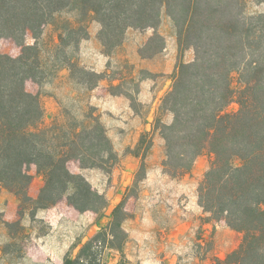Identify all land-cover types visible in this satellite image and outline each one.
I'll list each match as a JSON object with an SVG mask.
<instances>
[{
  "label": "trees",
  "instance_id": "trees-1",
  "mask_svg": "<svg viewBox=\"0 0 264 264\" xmlns=\"http://www.w3.org/2000/svg\"><path fill=\"white\" fill-rule=\"evenodd\" d=\"M258 2L264 4V0ZM163 9L177 30L179 49L189 47L195 52L192 62L178 66L159 108L172 114V122L163 123L158 112L153 124L152 132L160 130L165 141L163 172L172 179L181 178L192 171L200 156L210 154L213 161L198 188L199 204L213 220L242 236L239 246L220 261L264 264V12L247 14L245 0H0V39L10 37L22 43L32 33L37 41L23 45L19 58L0 51V192L13 193L21 209H48L64 200L81 213H99L107 207L106 197L68 167L77 162L82 170H111L118 163L97 108L88 102L80 115L65 109L61 119L43 127V103L39 95L27 91L26 82L48 80L67 68L69 77L90 92L104 78L75 56L41 58L39 38L57 14L77 15L54 25L60 42L80 31L85 32L81 39H86L87 24L96 21L101 25L104 53L111 55L129 29L156 31ZM156 41L162 46L152 56L164 49L159 33L149 43ZM234 72L241 83L238 91L231 87ZM233 100L238 111L225 112ZM150 135L145 132L142 139ZM143 144L141 140L139 151ZM152 147L150 138L142 160ZM236 159L240 166L234 165ZM32 165L44 178L36 198L29 192L34 181L28 171ZM124 209L122 202L110 226L64 264H104L93 250L98 244L112 243L114 229H122L128 219Z\"/></svg>",
  "mask_w": 264,
  "mask_h": 264
},
{
  "label": "rangeland",
  "instance_id": "rangeland-1",
  "mask_svg": "<svg viewBox=\"0 0 264 264\" xmlns=\"http://www.w3.org/2000/svg\"><path fill=\"white\" fill-rule=\"evenodd\" d=\"M245 5L247 14L264 12V4H260L258 0H245ZM76 16L75 13L67 12L57 14L53 23L43 29L38 41L42 50L41 58L53 61L55 54L61 59L75 56L84 67L92 70L98 62L100 24L96 21L87 24V38L90 39H81L85 32L80 31L77 35L64 39V42H60L59 31L54 26L62 25L68 19L74 20ZM155 33L164 38V49L152 56L162 46L160 41L149 43ZM22 41L21 43L10 37L1 38L0 51L12 58H19L23 45L33 46L37 43L32 33H28ZM73 41L77 42L69 45ZM59 46L61 47L58 48ZM101 47L104 51L102 43ZM111 56L108 60L110 69L116 74L125 72L129 75L125 85L113 89V92H127L134 110L143 117H151L148 120L143 118L137 126L130 120L122 124L117 115L97 108V115L118 155V163L111 170L96 167L82 170L77 162H71L68 166L72 173L83 175L94 190L106 197L107 207L99 213H81L64 200L48 209H33L31 206L21 209L20 201L13 193L1 191L0 264H64L67 258H76L85 243L110 226L113 212L122 202L125 203L124 211L128 214L122 229H114V237H110L111 244H98V248L93 250L104 264H144L151 261L149 248L140 247L131 235L140 225L151 224L153 217L158 218L161 223L170 224L183 218L195 229L191 235V244L181 254L177 253L178 264L180 261L183 264H224L220 260L226 259L239 246L242 236L228 228L224 222L213 220L199 204L198 188L213 157L208 153L203 154L195 161L189 174L172 179L163 172L162 167L165 141L160 130L152 132L162 100L172 87L178 66L195 59L194 49H179L177 30L163 9L161 23L156 31L129 29L123 43ZM51 65L55 64L52 62ZM57 76L58 74L48 80L26 82L27 91L39 95L43 103V127L51 126L61 119L65 109H75L73 112L80 115L81 110L89 106V92L84 90V84L69 77L70 87L67 89L64 79ZM231 77V87L238 91L241 87L239 74L234 72ZM141 81L146 82L140 91ZM72 93L75 95L73 98ZM51 99L55 104L50 103ZM238 109L239 105L233 100L225 112H236ZM159 115L163 123L172 122L171 113L165 111L159 112ZM145 122L150 123L151 130L142 128L141 134L137 133L138 126ZM132 129H136V134H132ZM145 132H150L151 135L142 139ZM150 138L153 140V147L146 160H142ZM141 140L144 144L139 151L137 146ZM137 154L141 158L136 157ZM240 164L238 159L234 161L235 166ZM28 171L34 177L30 195L38 196L44 185V178L37 174L34 165ZM120 246L121 251L117 250ZM170 259L171 257L165 258V264H170Z\"/></svg>",
  "mask_w": 264,
  "mask_h": 264
},
{
  "label": "crops",
  "instance_id": "crops-1",
  "mask_svg": "<svg viewBox=\"0 0 264 264\" xmlns=\"http://www.w3.org/2000/svg\"><path fill=\"white\" fill-rule=\"evenodd\" d=\"M88 39H90V37L86 40ZM99 44V54L97 55L98 62L92 70L96 71L97 73L104 74V78L95 89L89 92L88 102L96 108H101L103 111H108L111 114H114V116L117 115L120 117L119 119L122 124L127 123L126 120H130L136 125L142 121L143 118L144 120L150 119L151 116L143 117L140 113H137L134 110L131 103V98L127 92L119 91L113 93L111 91L115 88H122L125 85V81L129 75L125 74V72L116 74L110 69L111 67L108 60L112 56L105 54L102 50L100 42ZM102 59L105 61H102ZM57 78L64 79L65 85H67V89H69V70L67 68H62L59 71ZM145 82L146 81H141L140 91L141 86L143 88V84ZM74 96V93H72L71 98ZM50 103L55 104L54 100L52 99L50 100ZM142 125L138 126L137 133L141 134L142 128H144L146 131L151 130L149 122H145ZM132 134H136V129H132ZM132 159L134 160V158ZM33 197L36 198L37 194ZM157 219L158 218L153 217V222H151V224L140 225L139 228L132 232L133 234L131 235V238L138 242L140 247L149 248L148 254L152 256V260L145 262L144 264H165V258L168 257H171L170 264H178L179 258L177 253L181 254L184 252L183 250L191 244V235L194 234L193 231L195 229L183 218L177 220V222L174 224L161 223ZM181 262L182 261H180L179 264H183Z\"/></svg>",
  "mask_w": 264,
  "mask_h": 264
}]
</instances>
